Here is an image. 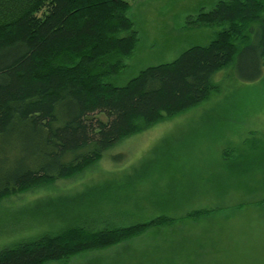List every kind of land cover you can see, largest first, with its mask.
Segmentation results:
<instances>
[{"label":"trees","instance_id":"16d2710c","mask_svg":"<svg viewBox=\"0 0 264 264\" xmlns=\"http://www.w3.org/2000/svg\"><path fill=\"white\" fill-rule=\"evenodd\" d=\"M130 10L127 0H0V202L76 178L123 140L205 103L221 90L216 74L238 56L242 66L251 55L250 81L264 75V0H224L187 20L221 28L208 46L149 67L124 87L108 84L140 41ZM79 199L64 203L74 210ZM97 199L89 213L60 219L54 235L0 251V264L109 260V252L215 211L175 217L163 207L149 216L157 204L125 211Z\"/></svg>","mask_w":264,"mask_h":264},{"label":"rangeland","instance_id":"374dc122","mask_svg":"<svg viewBox=\"0 0 264 264\" xmlns=\"http://www.w3.org/2000/svg\"><path fill=\"white\" fill-rule=\"evenodd\" d=\"M127 1L140 41L126 69L107 80L115 87L149 67L172 63L191 47L208 46L221 31L187 27V20L224 0ZM250 37L249 46L255 45V35ZM251 60L246 54L240 66L238 56L214 77L218 94L123 140L76 178L1 201L0 251L54 235L60 219L74 210L89 213L98 198L125 211L157 204L149 216L160 215L163 207L175 217L215 211L109 252V260L69 264H264V75L248 79ZM69 198H80L74 210L64 203Z\"/></svg>","mask_w":264,"mask_h":264}]
</instances>
